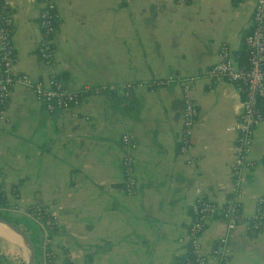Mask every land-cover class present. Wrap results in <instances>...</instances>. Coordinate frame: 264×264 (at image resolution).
I'll list each match as a JSON object with an SVG mask.
<instances>
[{"label": "crops", "instance_id": "crops-1", "mask_svg": "<svg viewBox=\"0 0 264 264\" xmlns=\"http://www.w3.org/2000/svg\"><path fill=\"white\" fill-rule=\"evenodd\" d=\"M255 1L57 0L54 56L46 71L36 50L39 1L10 0L13 69L35 78L52 73L76 90L91 88L75 112L47 111L22 83L0 105V186L10 202L51 206L52 264H179L188 254L193 200L203 194L221 204L237 186L231 174L237 133L227 126L238 120L244 92L226 79L197 78L190 166L178 151V83L156 90L133 85L127 99L110 88L170 73L201 76L219 60L222 42L243 63ZM124 133L136 147L122 143ZM127 154L134 157L133 193L125 191ZM249 157L254 164L243 169L240 183L245 215L264 194V119L254 129ZM6 216L25 230L34 252L38 247L35 263L41 264L40 227L22 212ZM224 234L229 251L222 261ZM13 236L18 241L0 235L2 264H26L27 249ZM200 240L215 262L264 264V227L239 224L227 232L216 214Z\"/></svg>", "mask_w": 264, "mask_h": 264}, {"label": "built area", "instance_id": "built-area-1", "mask_svg": "<svg viewBox=\"0 0 264 264\" xmlns=\"http://www.w3.org/2000/svg\"><path fill=\"white\" fill-rule=\"evenodd\" d=\"M39 12L37 25L40 37L37 42V53L46 71L53 62L54 45L53 35L57 28L58 11L57 0H38ZM179 3H190L194 0H176ZM13 26V13L10 0H0V105L7 102L12 88L17 83L29 86L35 97L40 100L47 111L63 109L75 112L81 98L91 88L85 86L76 90L68 87L60 76L49 73L46 78L32 77L26 72L13 69L15 50L11 41ZM246 58L243 63H236L226 42L219 45V60L197 75H182L170 73L167 76L150 80H137L125 83L126 86H144L149 90H156L168 83H178L181 87L183 100L182 127L179 132L178 151L183 155L185 162L195 165V157L191 151L192 135L198 118L199 109L197 101L192 96V90L198 77L209 81L229 80L234 82L244 92L241 102V112L238 120L227 126L228 130L236 131V142L233 151L231 174L237 180V186L224 203L198 195L191 203V220L188 226L189 249L188 254L179 264H225L228 247L226 246L227 234L220 237L221 262H215L205 254L201 246V234L207 222L218 214L226 225L227 232L239 224L245 225L249 230H260L264 227V194L259 195L254 204L251 215H245L241 209L243 189L242 171L252 167L254 161L249 157L253 143V134L256 125L264 119V0H256L252 16L251 28L243 37ZM121 141L134 148L137 141L124 133ZM132 154L123 157L124 172L126 175L125 191L133 193L136 187V178L133 173ZM16 211L29 215L41 230V264H52L54 244L52 235L56 226V218L51 206L43 203H33L21 206L10 203L0 186V213L7 214Z\"/></svg>", "mask_w": 264, "mask_h": 264}, {"label": "water", "instance_id": "water-1", "mask_svg": "<svg viewBox=\"0 0 264 264\" xmlns=\"http://www.w3.org/2000/svg\"><path fill=\"white\" fill-rule=\"evenodd\" d=\"M115 92L119 95L124 96L125 99L128 98V93L131 94V87L118 84L114 87L110 88V93L112 95L115 94ZM0 223L7 226L10 230H12L19 238L22 240L23 244L25 245L27 249V260L26 264H35V252H34V246L31 242L30 238L28 237L27 233L24 229L19 227L16 223H14L12 220L8 219L7 217L0 215Z\"/></svg>", "mask_w": 264, "mask_h": 264}, {"label": "bare ground", "instance_id": "bare-ground-1", "mask_svg": "<svg viewBox=\"0 0 264 264\" xmlns=\"http://www.w3.org/2000/svg\"><path fill=\"white\" fill-rule=\"evenodd\" d=\"M0 235L4 236V237H15L14 232L12 230H10L7 226H5L4 224L0 223ZM16 241H18V239L15 237Z\"/></svg>", "mask_w": 264, "mask_h": 264}, {"label": "rangeland", "instance_id": "rangeland-1", "mask_svg": "<svg viewBox=\"0 0 264 264\" xmlns=\"http://www.w3.org/2000/svg\"><path fill=\"white\" fill-rule=\"evenodd\" d=\"M10 202V201H9ZM10 203H14V202H10ZM46 205H49V204H46ZM22 206V205H21ZM50 206V205H49ZM10 218L11 219H14V217L13 216H10ZM24 220V219H23ZM25 221V220H24ZM38 252V247L37 248H35V253H37ZM21 258V257H20ZM18 261H19V263L20 264H22V261L20 260V259H18ZM5 262V260L4 259H2V263H4ZM1 263V264H2Z\"/></svg>", "mask_w": 264, "mask_h": 264}, {"label": "trees", "instance_id": "trees-1", "mask_svg": "<svg viewBox=\"0 0 264 264\" xmlns=\"http://www.w3.org/2000/svg\"><path fill=\"white\" fill-rule=\"evenodd\" d=\"M0 215H3V216H5V217H7L6 216V214H2V213H0ZM8 218V217H7ZM2 263V255L0 254V264ZM36 264V263H35Z\"/></svg>", "mask_w": 264, "mask_h": 264}]
</instances>
